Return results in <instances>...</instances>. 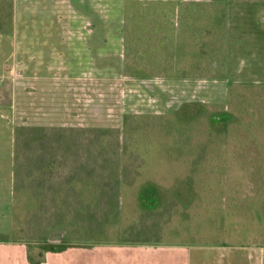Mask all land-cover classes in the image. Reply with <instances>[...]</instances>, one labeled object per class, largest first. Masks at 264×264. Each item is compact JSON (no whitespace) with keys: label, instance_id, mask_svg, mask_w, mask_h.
<instances>
[{"label":"rangeland","instance_id":"rangeland-1","mask_svg":"<svg viewBox=\"0 0 264 264\" xmlns=\"http://www.w3.org/2000/svg\"><path fill=\"white\" fill-rule=\"evenodd\" d=\"M152 1L165 19L156 28L169 33L181 0ZM125 2L13 0L12 27L0 34V239L38 248L212 238L199 231L208 220L190 219L192 188L171 177L172 169L182 172L178 162L172 160L166 181L134 179L138 161L125 151L124 128L147 131L124 119L186 118V130L196 134L191 149L208 147L213 131L212 145L225 146L224 158L244 144L227 134L229 127L240 137L264 136V0L229 1L225 25L213 26L208 47L222 57L209 67L222 76L198 79L124 74ZM258 149L264 139L252 151ZM226 168L229 185L240 182L243 194L256 199L252 218L236 213V222L264 226L258 206L264 187L251 191V169L240 170V163ZM131 206L140 212L137 227L125 219L135 215ZM168 216L173 222L163 230ZM231 245L239 253L252 249L253 264H264V245ZM191 253L193 260L215 254Z\"/></svg>","mask_w":264,"mask_h":264},{"label":"trees","instance_id":"trees-1","mask_svg":"<svg viewBox=\"0 0 264 264\" xmlns=\"http://www.w3.org/2000/svg\"><path fill=\"white\" fill-rule=\"evenodd\" d=\"M229 1L181 0L177 6L175 20L171 22L172 29L169 33H164L156 27L159 22L162 23L165 19L161 17L159 11L151 9V6L158 2L126 0L122 59L124 74L130 77L144 78H167L179 75L190 79L222 76L221 71L213 72L209 68L215 64L219 65L222 57L216 56L217 58H215L214 55L208 54V47L210 39L214 35L213 26L217 23L225 25L227 14L225 8ZM12 11L13 0H0V34L9 32L12 27ZM216 12H218L217 15H215ZM221 50L223 49L221 48L220 52H222ZM142 117L146 116L132 115L126 116L124 119V125L125 123L134 126L141 124L146 126L145 130L147 131L140 135V128L134 127L130 131L124 128L125 151L129 150L130 154L136 155L138 161L136 167L138 177L136 174L134 179L142 182L147 177L154 178L153 181L157 180V177H162L166 181L169 179L167 171L172 169L171 162L175 160L182 168V172L178 175L177 170L172 169L171 177L178 179L180 177V181H184L192 188L195 201L192 203L194 214L190 219L208 220L203 228L205 231H210L212 238H209L208 241L216 238L214 232L224 219L223 227L227 239L231 238L230 233L233 234V237L243 240L251 235L253 242L264 244L263 227L255 226L253 221L251 231L243 223L236 222V213L241 217L248 211L251 212L252 218L251 209L256 205V199L255 195L243 194L240 182L229 185L230 172L226 170L229 164H232L233 167L240 163V170L249 171L251 169L249 173L250 181L253 182L251 191L256 192L264 187V149L252 151L264 139L261 132L258 139L252 140L247 138V135L242 137L237 135L238 128L229 127L227 134L235 141H244V144L232 154L224 153V158L223 149L225 146L222 144L212 145L215 143V132L210 131L211 137L206 139L209 142L204 143V146L209 148L191 149L194 144L191 141L196 138V134L186 130L188 122L186 118H170L172 121L170 123L169 118ZM129 118H131V122H129ZM150 126L158 128V132H161L157 136L159 138H154L156 136L153 135L152 131L154 130ZM227 144L228 146L231 144L230 139ZM212 166L214 168H211ZM223 179L226 180V183L223 182ZM205 181H210L208 187L201 186ZM124 186L127 188L128 185L124 182ZM223 187L226 189L223 190ZM126 188L122 194L123 200L127 195ZM133 189L138 190L139 185L134 184ZM258 206L264 218V196ZM128 207L130 206L128 205ZM130 211L138 212L132 206ZM35 247L34 245L27 246L28 264H40L44 261L43 252L56 251L53 245Z\"/></svg>","mask_w":264,"mask_h":264},{"label":"crops","instance_id":"crops-1","mask_svg":"<svg viewBox=\"0 0 264 264\" xmlns=\"http://www.w3.org/2000/svg\"><path fill=\"white\" fill-rule=\"evenodd\" d=\"M139 214L138 211L134 216L130 215L125 219H131V222L134 220L133 225L137 227L138 221H136V218ZM175 216V219H182V215L175 213ZM173 219L172 216L167 217L163 230H168V225L172 224L173 221L171 222V220ZM224 223V220L220 222L219 228L214 232L216 238L212 241H197L195 238V240H168L167 242L137 241L130 243L125 241L115 246L95 244L84 247L68 244L63 247L58 245L55 246L56 251L43 252L44 261L40 264H253V255L250 251L252 249L245 247L239 253L231 244L235 242L259 246L264 244L253 242L251 235L243 240L233 237V234L230 233L231 238L227 239L223 227ZM178 224L175 228L178 233L185 232V230L178 227ZM260 227L264 228V226ZM251 228L250 226L249 229L252 231ZM187 231L190 234H195L193 229ZM199 231L206 234V236H210L209 230L205 231L203 228H199ZM196 248L213 251L215 254L209 255L205 259L197 258L193 260L191 251ZM0 264H28L26 244L6 242L4 239H0Z\"/></svg>","mask_w":264,"mask_h":264}]
</instances>
